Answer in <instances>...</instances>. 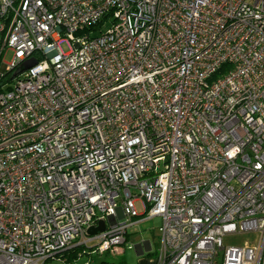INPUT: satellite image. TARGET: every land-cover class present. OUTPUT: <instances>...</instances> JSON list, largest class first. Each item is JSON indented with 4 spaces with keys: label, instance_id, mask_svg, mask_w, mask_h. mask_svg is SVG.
<instances>
[{
    "label": "built area",
    "instance_id": "obj_1",
    "mask_svg": "<svg viewBox=\"0 0 264 264\" xmlns=\"http://www.w3.org/2000/svg\"><path fill=\"white\" fill-rule=\"evenodd\" d=\"M154 217V264H264V0H0V264Z\"/></svg>",
    "mask_w": 264,
    "mask_h": 264
},
{
    "label": "rangeland",
    "instance_id": "obj_2",
    "mask_svg": "<svg viewBox=\"0 0 264 264\" xmlns=\"http://www.w3.org/2000/svg\"><path fill=\"white\" fill-rule=\"evenodd\" d=\"M62 48L64 51L68 50V47L63 43ZM11 57V51L5 52L4 56L2 57L3 60L8 61ZM137 208L141 211V206L137 203ZM160 218L154 217L150 219H145L143 222L132 226L133 228L130 230L131 232V239L127 242L128 244H122L121 247L124 249V256L126 257L129 263H134L137 261L138 255L136 249L134 247L135 244L140 243V241H149L151 243V250L147 254L148 256H152V253L156 249V231L158 226L160 225ZM254 238V234L252 233H243L239 235L230 234L223 238L224 245H241L244 241H250ZM131 245L132 247H128ZM88 247H93L95 251L89 253H84L77 257L76 259L65 262L62 257L56 256L49 260H47L46 264H87L91 262L92 264H98L102 260H106L109 257V250H104L102 252L96 250L97 247L95 243L89 244ZM90 249H86L89 251Z\"/></svg>",
    "mask_w": 264,
    "mask_h": 264
},
{
    "label": "crops",
    "instance_id": "obj_3",
    "mask_svg": "<svg viewBox=\"0 0 264 264\" xmlns=\"http://www.w3.org/2000/svg\"><path fill=\"white\" fill-rule=\"evenodd\" d=\"M143 222V221H137L135 222L132 226H135L136 224ZM129 227L127 229V232L125 234L126 240L127 242L131 239L132 235L130 230L133 227ZM141 245V246H140ZM138 258L137 261L135 262V264H154V256H155V250L152 253V256H148L147 254L149 253L150 249H151V243L149 241H140V243H137L134 245ZM156 247H157V231H156ZM89 254L91 253L90 251H87ZM87 254V253H86ZM109 257L107 258V260L111 261L109 262V264H134V263H129L126 259V257L124 256V250L121 253H113V252H109Z\"/></svg>",
    "mask_w": 264,
    "mask_h": 264
},
{
    "label": "trees",
    "instance_id": "obj_4",
    "mask_svg": "<svg viewBox=\"0 0 264 264\" xmlns=\"http://www.w3.org/2000/svg\"><path fill=\"white\" fill-rule=\"evenodd\" d=\"M98 27H96V28L93 27L91 30L92 31H95V30L98 29ZM89 29L90 28H87V30H89ZM94 33H96V31ZM84 253H88L86 251V249L83 246H81V245H76L74 247H71V248H69V249L61 252L57 256L62 257L65 262H70V261L76 259L77 257H79L80 255H82ZM109 262H111V261H109V260L106 259V260H102L98 264H109ZM87 264H92V263L91 262H88Z\"/></svg>",
    "mask_w": 264,
    "mask_h": 264
},
{
    "label": "water",
    "instance_id": "obj_5",
    "mask_svg": "<svg viewBox=\"0 0 264 264\" xmlns=\"http://www.w3.org/2000/svg\"><path fill=\"white\" fill-rule=\"evenodd\" d=\"M36 60L34 58L27 61L19 70L18 72H21L25 70L26 68L30 67L32 64H34ZM105 229V222L103 220H100L96 226H90L87 229V233L89 235L96 234L98 231H103ZM141 246V245H140Z\"/></svg>",
    "mask_w": 264,
    "mask_h": 264
},
{
    "label": "bare ground",
    "instance_id": "obj_6",
    "mask_svg": "<svg viewBox=\"0 0 264 264\" xmlns=\"http://www.w3.org/2000/svg\"><path fill=\"white\" fill-rule=\"evenodd\" d=\"M120 247H121V245H120ZM122 248V247H121ZM123 249V248H122ZM124 250V249H123Z\"/></svg>",
    "mask_w": 264,
    "mask_h": 264
}]
</instances>
